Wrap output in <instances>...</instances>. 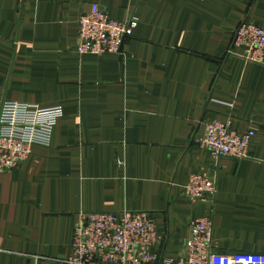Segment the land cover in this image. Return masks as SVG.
Wrapping results in <instances>:
<instances>
[{
	"label": "crops",
	"instance_id": "crops-1",
	"mask_svg": "<svg viewBox=\"0 0 264 264\" xmlns=\"http://www.w3.org/2000/svg\"><path fill=\"white\" fill-rule=\"evenodd\" d=\"M106 8L135 22L121 55H80L79 19ZM264 0H0V108L61 107L50 146L0 174V264H66L85 214L146 212L152 251L185 256L193 221L209 217L222 255H264V61L233 50ZM231 118L253 132L249 159H216L198 144ZM211 172L213 202L184 186Z\"/></svg>",
	"mask_w": 264,
	"mask_h": 264
},
{
	"label": "built area",
	"instance_id": "built-area-1",
	"mask_svg": "<svg viewBox=\"0 0 264 264\" xmlns=\"http://www.w3.org/2000/svg\"><path fill=\"white\" fill-rule=\"evenodd\" d=\"M136 23L113 20L106 8H94L79 19L76 49L80 55H121ZM245 49L246 59L264 61V29L248 21L236 31L233 50ZM61 107L3 102L0 108V174L16 170L30 159L36 145L48 147L62 117ZM253 132L239 134L231 118L205 125L198 144L216 159L250 157ZM218 192L211 172L192 175L184 186L195 202H213ZM154 218L146 212L85 214L74 229L72 250L66 264H264V255L253 260L222 255L213 249V222L209 217L193 221L185 256L174 260L152 251L160 243Z\"/></svg>",
	"mask_w": 264,
	"mask_h": 264
}]
</instances>
